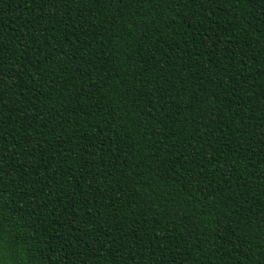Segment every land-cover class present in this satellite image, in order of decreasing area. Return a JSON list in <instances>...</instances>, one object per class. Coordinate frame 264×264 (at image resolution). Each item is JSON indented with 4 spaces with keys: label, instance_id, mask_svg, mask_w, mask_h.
Returning a JSON list of instances; mask_svg holds the SVG:
<instances>
[{
    "label": "trees",
    "instance_id": "16d2710c",
    "mask_svg": "<svg viewBox=\"0 0 264 264\" xmlns=\"http://www.w3.org/2000/svg\"><path fill=\"white\" fill-rule=\"evenodd\" d=\"M0 264H264V0H0Z\"/></svg>",
    "mask_w": 264,
    "mask_h": 264
}]
</instances>
